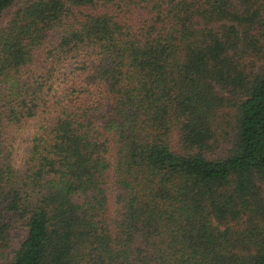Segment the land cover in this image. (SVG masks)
Segmentation results:
<instances>
[{"label":"trees","instance_id":"trees-1","mask_svg":"<svg viewBox=\"0 0 264 264\" xmlns=\"http://www.w3.org/2000/svg\"><path fill=\"white\" fill-rule=\"evenodd\" d=\"M10 8L0 264H264V0Z\"/></svg>","mask_w":264,"mask_h":264},{"label":"rangeland","instance_id":"rangeland-1","mask_svg":"<svg viewBox=\"0 0 264 264\" xmlns=\"http://www.w3.org/2000/svg\"><path fill=\"white\" fill-rule=\"evenodd\" d=\"M12 11H13V8H10L6 12H4L1 18V21H0L1 28L6 26L7 22L9 21ZM30 131L31 129L28 128L26 131H23L22 133H20V139L17 141V144L15 146V152L12 157V165L15 170H20L22 168V158H23L24 149L26 146V139L30 137Z\"/></svg>","mask_w":264,"mask_h":264}]
</instances>
